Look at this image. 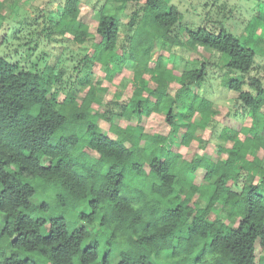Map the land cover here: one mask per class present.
Listing matches in <instances>:
<instances>
[{
	"label": "trees",
	"instance_id": "16d2710c",
	"mask_svg": "<svg viewBox=\"0 0 264 264\" xmlns=\"http://www.w3.org/2000/svg\"><path fill=\"white\" fill-rule=\"evenodd\" d=\"M114 1L120 9L138 0ZM78 5V0H64L53 26L45 28L46 39L65 34L78 44L92 39V58L107 67L109 82L127 62H135L133 88L124 98L103 102L101 79L86 89L80 80L76 91L81 93L68 91L58 101V91L46 89L44 73L61 83V70L0 56V264H159L162 254L166 264H186L193 256L191 264H264L255 261L257 244L264 251V167L255 155L264 140V81L251 74L264 47L257 54L249 46L263 18L260 7L243 40L209 19L186 31L189 45L220 53V67L235 74L224 76L221 85L237 93L251 124L225 136L231 143L218 147L223 158L185 161L171 149L178 130L176 106L184 109L182 142L187 145L197 128L214 123L217 113L195 91L210 63L179 72L173 94L168 88L176 74L160 67L162 58L151 74L153 87L142 76L155 36L177 42L180 12L166 0H145L141 21L135 24L136 12L131 14L127 24L133 32L122 44L116 14L102 13L92 34ZM25 44L29 58L36 44ZM87 58L73 66L77 74L88 67ZM93 103H104L106 121L116 114L126 124L110 123L114 136L103 134L90 120ZM159 112H164L160 130L144 132L146 119ZM198 168L202 185L192 180ZM35 196L42 199L38 205L31 201ZM193 196L204 199L205 206L199 208ZM84 203L89 213L76 211ZM217 205L238 217L235 226L208 217ZM77 221L89 227H78ZM98 226L100 235L92 231Z\"/></svg>",
	"mask_w": 264,
	"mask_h": 264
},
{
	"label": "rangeland",
	"instance_id": "374dc122",
	"mask_svg": "<svg viewBox=\"0 0 264 264\" xmlns=\"http://www.w3.org/2000/svg\"><path fill=\"white\" fill-rule=\"evenodd\" d=\"M80 13L88 18L89 31L93 34L94 27L102 13H114L119 21V41L122 44L126 43V39L131 36L133 28L128 27V20L133 12H136V23L142 19V4L145 0H138L135 3H127L119 9V4L114 0H78ZM3 3L0 8V56H4L8 61L18 62L20 65L35 64L36 68L52 67L54 72L62 71L61 83H57L45 71L47 86L49 91L57 90V100L61 101L68 91L77 94L81 91H76V82L82 80L86 83L83 89L87 88V83L93 82L96 79L100 80V86L106 88L103 95V102L111 98L125 97L129 95L133 88L131 73L136 67L135 62H127L125 70L121 74L115 75L109 82L105 76L108 71L107 67L101 62L94 61L91 54L92 39L86 40L83 44H78L72 40L71 34L64 36L51 35V38L46 39L45 28L50 27L57 17L61 14V7L64 0H0ZM168 6H175L181 14V20L174 26V35L177 37V42L172 44L169 41H164L159 36H155L151 44V54L147 66L142 71V76L148 82L149 87L154 86L152 72L157 66L158 57L161 59L160 67L165 68V71L173 72L176 75L170 82L168 92L173 94L178 85L179 72L198 67L202 61L210 63L206 68V80L198 85L195 89L196 93L204 99L212 102V110L217 111L213 117L214 123L204 129L197 128L194 136L189 144L185 145L182 138L187 127V121L184 117V109L176 106L178 130L176 137L172 142V151L177 153L181 159L185 161L197 160L202 157L216 161L225 154L218 153V147L230 145L229 140H225V136L234 131H237L241 126L247 127L251 124L249 114L244 109L243 105L237 100V93L227 89L221 85V80L224 76L235 74L227 73L225 68L220 67L223 62V57L220 53L205 49L201 46H192L186 42L187 29L192 30L198 26L204 25L206 19L217 21L227 31L234 33L239 39L243 40L247 37L252 26V19L256 15V9L260 7L262 21L258 25L255 32L250 35L249 46L256 50L257 54L264 47V0H166ZM208 25L214 27L211 22ZM53 26V25H52ZM258 42L255 44V39ZM175 39V38H174ZM33 45L36 44L32 54L26 57V42ZM34 46V45H33ZM118 55L121 53V48L115 49ZM87 55L84 68L77 74L73 70V66L84 56ZM254 68L251 74L259 77L264 81V53L257 55L254 61ZM169 68V69H166ZM172 69V70H170ZM48 77V78H47ZM73 82L75 83L74 85ZM72 83V84H70ZM247 90V86H243ZM103 91L98 90V95L102 96ZM90 120L97 124L103 134L112 135L109 132L110 123L124 126L126 121L112 114L111 121L104 119L105 105L93 103ZM264 108V107H263ZM113 111H116L115 108ZM164 118V112L152 113L145 122L144 132L152 134L160 130ZM195 122L199 120V114L193 116ZM224 127V128H223ZM223 129V130H222ZM240 139H244V132H240ZM256 157L261 160L264 167V140L257 151ZM92 154V153H91ZM43 165H47L48 160L42 161ZM144 168L147 169V163ZM203 170L198 168L193 174V183L202 185ZM178 188L177 184H174ZM198 203V207L205 206L206 201L202 198L193 196ZM31 201L38 205L42 199L35 196ZM78 212L89 213V209L84 203L76 208ZM50 215H46V220L50 219ZM210 219H218L224 223L235 226L238 222L236 215H228L217 205L208 214ZM4 219L0 215V226ZM76 226L86 227L85 223L77 221ZM92 231L96 235L103 232V228L98 226ZM118 240L122 239L119 235ZM124 243V247L127 245ZM154 259L155 256L153 255ZM194 257V256H193ZM189 259L186 264H191L192 259ZM159 259V264H166V258L162 254ZM255 261L264 263V251L259 245L256 246Z\"/></svg>",
	"mask_w": 264,
	"mask_h": 264
}]
</instances>
